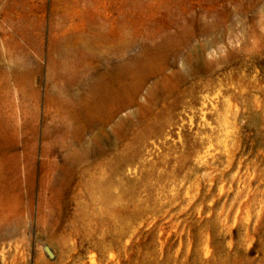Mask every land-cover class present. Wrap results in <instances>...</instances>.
<instances>
[{
    "label": "rangeland",
    "instance_id": "rangeland-1",
    "mask_svg": "<svg viewBox=\"0 0 264 264\" xmlns=\"http://www.w3.org/2000/svg\"><path fill=\"white\" fill-rule=\"evenodd\" d=\"M85 1L0 0V264H264V0Z\"/></svg>",
    "mask_w": 264,
    "mask_h": 264
},
{
    "label": "bare ground",
    "instance_id": "bare-ground-1",
    "mask_svg": "<svg viewBox=\"0 0 264 264\" xmlns=\"http://www.w3.org/2000/svg\"><path fill=\"white\" fill-rule=\"evenodd\" d=\"M84 2L86 1L84 0ZM88 3L89 1L87 2V4ZM122 37H123V33H121V38ZM125 50H126V46L122 45L120 47L121 54L125 53ZM125 66H126L125 63L116 64L115 66L112 67L111 71L109 72V76L107 77H105L103 74L98 77H95L93 73L91 72L90 74H87V75L83 74L82 76H79V77L75 75V78H73L72 80L64 81V83H67L72 87L73 85H76V87H78L81 92V94H78V93L76 94L73 92L72 89L63 90L62 92L66 96L65 97L66 103L68 104V107L70 109L69 110L70 113L67 116H71L72 120L78 121V122L76 121L75 123H73V127L75 130H80L82 127L83 122L80 121V118L82 117L83 113L81 110H77L76 108L71 109L69 104L77 103L82 107L89 108L92 106L103 105V103L106 102L105 101L106 99L108 100L116 99V96L118 94L114 92L113 85H115L118 80L125 79L126 73H127ZM7 77L9 81H11L12 78H13L12 80L16 78L18 82V87L15 85L16 87L14 89L8 90L6 93L7 98H11L13 100L12 102L14 103V107L16 108V109H12L11 113L12 115H16L18 117L24 116L27 114V112L26 111L24 112L22 110L24 106L23 104L26 103L27 105H29L27 102L31 100V97L29 95V93H31L30 90L23 92L20 88L21 81L25 82L26 79L24 80L21 79L22 77L17 75L16 73L8 74ZM125 89L126 87L124 86L121 88V91H125ZM115 91L118 92L117 90ZM51 99L53 101H57V100L61 101L59 96L58 97L52 96ZM63 101H65V99ZM82 128H85V127L83 126ZM60 129L61 131H65L66 129L67 131H70V127H67L66 129L64 128H60ZM74 138L75 136L69 139H71L70 141L73 142Z\"/></svg>",
    "mask_w": 264,
    "mask_h": 264
},
{
    "label": "water",
    "instance_id": "water-1",
    "mask_svg": "<svg viewBox=\"0 0 264 264\" xmlns=\"http://www.w3.org/2000/svg\"><path fill=\"white\" fill-rule=\"evenodd\" d=\"M46 252L48 254L49 257L53 258L54 257V253L52 252V250L49 247H46Z\"/></svg>",
    "mask_w": 264,
    "mask_h": 264
}]
</instances>
